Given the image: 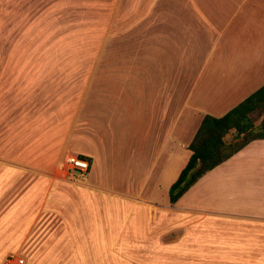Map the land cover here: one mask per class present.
<instances>
[{
    "label": "crops",
    "instance_id": "0c3cea01",
    "mask_svg": "<svg viewBox=\"0 0 264 264\" xmlns=\"http://www.w3.org/2000/svg\"><path fill=\"white\" fill-rule=\"evenodd\" d=\"M84 5V0H0V187L5 185L9 192L24 185L23 194L30 193L32 165L51 170L57 163V139L61 143L62 134L54 142L49 139L62 130L56 116L46 126L48 97L65 92L68 96L74 87L77 95L73 83L80 80L79 65L87 62H80L75 19ZM182 7L164 17L150 12L173 29L187 19L186 40L189 19L199 18L200 37L209 41L202 47L199 73L177 120L169 90L161 100L158 88L133 99L121 96L112 125L104 127L102 144L76 147V155L91 162L89 186L119 190L116 194L123 203L117 201L116 209H157L158 217L161 209L167 210L171 225L211 241L205 249L213 254L203 256L229 259L230 264H264V139L250 142L207 172L174 206L169 200L203 119L225 116L264 87V0H187ZM176 19H181L179 25ZM105 60V65L116 64L120 71L135 65L136 81H174L173 63L165 57L129 63L122 58ZM88 76L92 77L83 79L95 80ZM109 79L127 78L110 73ZM32 115L43 126L32 125ZM77 124L72 125L71 143L78 140ZM236 134L231 130L225 140ZM36 147L40 154L34 157ZM117 218L122 221L127 214L120 212Z\"/></svg>",
    "mask_w": 264,
    "mask_h": 264
},
{
    "label": "rangeland",
    "instance_id": "374dc122",
    "mask_svg": "<svg viewBox=\"0 0 264 264\" xmlns=\"http://www.w3.org/2000/svg\"><path fill=\"white\" fill-rule=\"evenodd\" d=\"M186 1L84 0L88 7L81 6L75 20L80 31V62L88 65H79L80 80L73 83V87L78 86L77 95L74 87L68 96L66 92L64 95L56 92L58 96L48 97L46 126L56 116V124L62 130L49 139L54 142L56 135L62 134V142L57 139V163L51 170L32 165L30 193L23 194L24 185L10 192L5 185L0 187V264H13L21 257L26 264H230L229 259L203 256L213 254L205 249L211 241L206 237L202 241L199 234L186 233L183 226L171 225L167 210L161 209L160 217L156 216L157 209L118 210L115 206L123 202L117 188L98 191L89 186L90 175L81 179L67 172L66 158L78 154L76 147L102 144L104 127L108 129L112 125L121 96L133 99L146 90L158 88L161 100L162 95L166 99L164 91L169 90L173 92L169 100L174 103L177 120L199 73L202 47L206 48L209 41L205 36L200 37L199 18L189 19L186 40L183 31L187 19H176L175 24L181 23V27L173 29L150 12L163 17L168 11L181 12ZM157 23L160 26L156 27ZM151 56L165 57L173 63V82L136 81L133 80L135 65L121 71L116 64L105 65V59L122 58L129 63ZM110 73H123L127 79L110 80ZM88 75H93L95 80L83 79L92 77ZM252 117L260 125L264 108ZM36 118L32 115L31 124L43 126V121L37 122ZM76 123L79 136L71 143L72 125ZM225 141L232 143L234 138ZM45 149L41 147V151ZM39 152L36 147L34 157ZM49 155L53 156L54 152ZM120 212L126 213L127 219L120 221L117 218ZM172 226H175L173 232Z\"/></svg>",
    "mask_w": 264,
    "mask_h": 264
},
{
    "label": "trees",
    "instance_id": "16d2710c",
    "mask_svg": "<svg viewBox=\"0 0 264 264\" xmlns=\"http://www.w3.org/2000/svg\"><path fill=\"white\" fill-rule=\"evenodd\" d=\"M262 108L264 87L225 116L221 118L206 116L203 119L189 146L192 152L189 162L170 188L171 206H174L207 172L229 160L250 142L264 139V117L260 125H256L252 117L254 112ZM231 130H236L237 134L234 142L227 143L225 137Z\"/></svg>",
    "mask_w": 264,
    "mask_h": 264
},
{
    "label": "built area",
    "instance_id": "2783aa9c",
    "mask_svg": "<svg viewBox=\"0 0 264 264\" xmlns=\"http://www.w3.org/2000/svg\"><path fill=\"white\" fill-rule=\"evenodd\" d=\"M67 172L75 174L78 178H87L91 171V162L80 155H69L66 158ZM13 264H26L24 258L14 260Z\"/></svg>",
    "mask_w": 264,
    "mask_h": 264
}]
</instances>
